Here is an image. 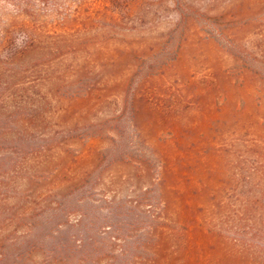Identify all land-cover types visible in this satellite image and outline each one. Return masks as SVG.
<instances>
[{"label":"trees","instance_id":"obj_1","mask_svg":"<svg viewBox=\"0 0 264 264\" xmlns=\"http://www.w3.org/2000/svg\"><path fill=\"white\" fill-rule=\"evenodd\" d=\"M101 2L97 15L82 17L87 0H0L2 176L27 170L32 155L67 135L102 142L92 168L55 185L76 197L54 192L40 203L41 215L22 204L44 186L43 173L29 175L15 197L0 192V225L10 229L0 235V264H264V0H215L204 9L233 61L228 67L169 84L152 72L117 93L111 77L103 83L98 72L76 68L69 80L54 68L99 55L135 29L133 17L147 7L156 13L163 0ZM177 2L181 25L197 18L193 4ZM214 8L220 14L210 18ZM143 48L119 49V56L144 71L147 59L161 57ZM52 109L61 130H48ZM232 116L242 127L215 146V122ZM212 154L221 161L209 170L200 160Z\"/></svg>","mask_w":264,"mask_h":264},{"label":"rangeland","instance_id":"obj_2","mask_svg":"<svg viewBox=\"0 0 264 264\" xmlns=\"http://www.w3.org/2000/svg\"><path fill=\"white\" fill-rule=\"evenodd\" d=\"M214 1L215 0H186V3L193 4L194 9L197 11V18L195 20H189L188 22L182 21L184 25L183 23L181 25V9L177 0H163V2L160 3L161 6H159L160 10H158L156 13L155 7H147L146 11L144 10L145 12L143 11L142 13L136 12L138 15L133 17L135 23L131 24V26L135 27V29L132 30L133 32L131 31L130 27V30H124L123 33L126 34L122 36V40L116 39L109 43H105L107 44V47L106 49L103 48L105 44L100 47L101 50L99 55L95 54L92 56V58L82 55V58H80L78 62H66L64 65L55 67L54 70L58 67H61L59 70H61L65 74L66 79L69 80H73L75 78L73 72L76 70V68H84L82 71H86L87 74L89 72V74L92 76H96V72H98L99 76L97 77L100 79L103 77V83H105L104 78L111 77V82H107L108 84H119L118 87L114 89V92L117 93L118 88L120 87L122 90L123 85L128 79L131 80L132 84L135 83V85H137L141 79L145 78L146 74H152V72H162L163 74L161 75V78L163 81H165V84H169L204 77L205 75L209 74L211 70H213L212 68L215 66L222 68L224 66L228 67L233 61L232 59L225 58L223 56L221 48L218 44L220 41L219 35L215 32L208 22L209 20H206L207 17L204 15L206 14L204 9L214 5ZM229 1L231 0H217V4L221 6L228 3ZM87 2L88 7L81 9L80 16L83 17L86 14L97 15V11L101 9L103 5L101 0H87ZM84 9H87V12ZM217 9L218 8L209 10L210 12H207L208 16L213 18L219 15L220 13ZM179 25L182 27H179ZM183 26L185 27L183 28ZM250 38L254 40L258 39L257 36H251ZM177 44L180 45L179 50H176L175 48ZM127 47L131 49H141L144 47L146 49L145 53H159V57L161 58H157L156 60L147 59L146 69L144 71H138V69H135V67L131 65L132 60H129V58L125 57L121 58L119 56V49L122 50ZM84 61H89L91 63H82ZM113 65L116 67H112ZM159 80L160 79L158 77L157 81ZM153 81L156 82V80ZM247 95L248 94L246 93L245 95L240 96L244 103L245 101H249ZM223 105L224 104H222L221 107L225 112L227 109H225ZM217 110L218 109H216V111ZM252 110L253 109L250 104L245 109L244 117H246L247 113L252 112ZM196 112L199 113L198 109L193 110V115L191 117L197 118V114H195ZM209 112L210 114L213 113L212 110ZM102 114L103 113H100V115ZM221 115H223V112ZM46 116L51 122L48 130H61L60 127L64 124V122H57V119H55L53 116V109L49 110ZM92 117H94V114L91 116V118ZM238 119L239 118L236 119L235 116H232L230 120L222 118L221 121L215 122L212 128V136L215 138V140H213L215 141V146L221 145L223 141H228L231 136L234 135H231L232 131L233 133H237L239 131L238 129H240L242 125H240L241 123ZM48 130L46 133H48ZM225 130H229L227 136H224V138L219 137L220 132ZM78 133L81 132L79 131ZM62 140L64 144L60 146L53 144L54 148L47 149V151L41 153V155H32L27 165H25L27 170H25L22 165L23 170L12 173L9 178H4L2 176L4 173L2 170H0V192L3 191L2 194L7 193L8 197L13 196L16 191L25 185V181L28 179L29 175L31 176L32 173H36V175H42L43 173L44 186H42L38 192H33L32 198L30 199L32 203L29 202V199L24 203V205L22 202L20 203L22 204L23 211L33 208L32 211L29 210L32 214L41 213L40 203L43 206L44 203L49 202L48 200L51 198H49V196L54 192L60 193L61 195L65 194L68 198H75L76 192H72V189H68L69 186L59 188V190L57 189L56 191L57 186L55 187V185L62 182L68 183L69 180L74 177V175H80V173L86 171V169L88 170L92 168L97 154L100 153L102 145V142L97 139L83 141L80 139H74L69 141L70 137L68 135L67 137H63ZM172 150L173 148L171 146V151ZM213 151L214 150H212V152ZM216 155L217 156L212 154L211 159H208L207 155H203L201 158L202 160H200V164L207 165L210 170L212 165H215L221 161V157L219 156L220 154ZM104 173L107 176L111 175L109 174V169H107V171ZM205 174L206 177L209 175L207 170L205 171ZM216 177H221V175L216 173ZM217 181L218 179H216L215 182L220 186V183ZM35 187L37 186H32V191L35 190ZM110 190V192L113 191L112 187ZM110 192H105V194ZM223 194L225 193L223 192ZM46 198L49 199L47 200ZM11 200L14 201L13 198ZM223 201H226L225 196ZM73 208H70V211H72L71 219L75 220L79 217V214L75 212V208ZM4 226L0 225V228L2 227V230H0V235L10 230L6 229L7 226Z\"/></svg>","mask_w":264,"mask_h":264},{"label":"clouds","instance_id":"obj_3","mask_svg":"<svg viewBox=\"0 0 264 264\" xmlns=\"http://www.w3.org/2000/svg\"><path fill=\"white\" fill-rule=\"evenodd\" d=\"M9 7H11V6H9Z\"/></svg>","mask_w":264,"mask_h":264}]
</instances>
